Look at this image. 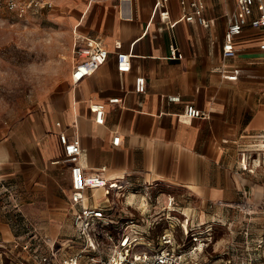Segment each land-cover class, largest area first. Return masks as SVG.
<instances>
[{"label":"crops","instance_id":"0c3cea01","mask_svg":"<svg viewBox=\"0 0 264 264\" xmlns=\"http://www.w3.org/2000/svg\"><path fill=\"white\" fill-rule=\"evenodd\" d=\"M156 1L72 0L73 54L78 40L91 38L109 59L93 76L70 79L57 107L10 133L0 131V241L30 232L51 242L72 240L70 166L61 132L79 138L86 173L106 167L101 174L108 180L135 186L124 191L115 215L138 226L152 210L134 193L141 187L163 201L175 197L176 211L186 218L195 207L253 202L244 172L247 165L264 167V37L245 29L235 55L225 58L224 33L236 0H206L209 28L182 19L177 0H169V17L162 20ZM172 45L182 59L170 58ZM117 53L130 55L129 73L118 74ZM137 76L146 79L144 94L134 92ZM111 98L122 102L109 104ZM95 103L106 105L104 125L94 122ZM187 105L206 117L185 120ZM115 133L121 136L116 148ZM87 196L90 204H107L101 189Z\"/></svg>","mask_w":264,"mask_h":264},{"label":"built area","instance_id":"2783aa9c","mask_svg":"<svg viewBox=\"0 0 264 264\" xmlns=\"http://www.w3.org/2000/svg\"><path fill=\"white\" fill-rule=\"evenodd\" d=\"M182 19L186 22H196L202 27L209 28L211 20L205 17L206 0H177ZM169 0H157L156 9L161 19L169 17ZM52 0H0V10L14 13L18 18L40 11L53 8ZM172 28L173 25L169 24ZM253 28L261 31L264 37V0H236L234 11L227 18L222 46L223 57L231 58L235 55V42L240 38L245 29ZM260 49L264 50V38ZM74 64L71 79L74 83L93 76L108 59L109 52L96 39L82 38L75 44ZM171 59H182L183 54L175 45L170 48ZM116 70L119 75L129 73L131 70V57L126 53H117ZM227 79L236 80L235 75L225 76ZM134 92H146V79L137 76L134 79ZM177 99L175 97H172ZM119 98H111L109 104L121 103ZM95 110L97 125H104V103H95L91 106ZM183 118L191 120L204 118L206 115L198 108L187 105ZM59 126L60 124L57 123ZM59 142L63 147L64 161L70 166V205L72 208V240L68 242H55L44 239L36 232L27 233L23 238L16 237L10 241H0V264H192L196 252L202 250L201 246L190 249H181L172 235L174 228L173 219L176 214L175 197L168 195L163 200L160 195H149L148 187L135 190L141 200L146 201V206L154 210L158 207L162 216L169 223L170 231L155 241L145 240L156 216L152 210L147 215L143 214L144 225L138 226L134 220L124 216H116L115 211L125 198L124 191L135 189L133 184L121 183L118 179L108 180L101 173L106 171L102 167L100 172L86 173L79 164L81 156L80 140H69L64 132L58 134ZM121 136L117 133L111 140L112 147H119ZM103 190L107 196V204H90L92 199L88 192ZM165 213L168 215H165ZM182 215V214H181ZM186 218V217H185ZM189 219V218H188ZM147 230H144V229ZM144 247L140 252L136 248ZM74 249L72 252L71 250ZM186 250V251H185ZM194 264V263H193ZM264 264V261L261 263Z\"/></svg>","mask_w":264,"mask_h":264},{"label":"rangeland","instance_id":"374dc122","mask_svg":"<svg viewBox=\"0 0 264 264\" xmlns=\"http://www.w3.org/2000/svg\"><path fill=\"white\" fill-rule=\"evenodd\" d=\"M52 1L50 10L24 18L0 10V131L10 133L49 106L57 107L70 88L75 38L72 0ZM244 178L252 203L195 207L189 219L176 214L173 223L177 227L171 235L181 249L203 246L192 264L264 261V167L247 165ZM153 208L156 216L150 221L154 226L145 235L146 241L170 234L163 213Z\"/></svg>","mask_w":264,"mask_h":264}]
</instances>
